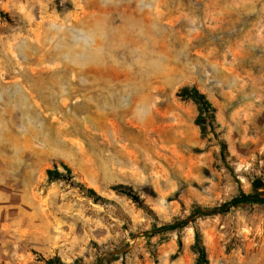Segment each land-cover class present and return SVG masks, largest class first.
Returning a JSON list of instances; mask_svg holds the SVG:
<instances>
[{
	"label": "rangeland",
	"instance_id": "obj_1",
	"mask_svg": "<svg viewBox=\"0 0 264 264\" xmlns=\"http://www.w3.org/2000/svg\"><path fill=\"white\" fill-rule=\"evenodd\" d=\"M257 180L264 0H0V264H264V204L167 226Z\"/></svg>",
	"mask_w": 264,
	"mask_h": 264
},
{
	"label": "trees",
	"instance_id": "obj_2",
	"mask_svg": "<svg viewBox=\"0 0 264 264\" xmlns=\"http://www.w3.org/2000/svg\"><path fill=\"white\" fill-rule=\"evenodd\" d=\"M179 95H181L185 99H191L195 103H197L199 107V115L197 117V124L201 126L202 131H205V126H203V122L207 117H210L212 120L215 117V106L212 104V102L209 100L207 95L200 91V89L197 86H185L183 87ZM65 172H60L57 168L55 169H49L48 170V176L51 179L54 178H61L64 177V175L72 174V169L69 165H64ZM114 189L117 192L124 193L128 195L130 198H132L135 202H137L139 205H143V199L140 197V195L137 193V191L130 185L127 184H117L114 186ZM263 191H260V190ZM253 193H246L243 190L239 192L238 195L233 197L231 200L223 203L220 205V207H208V206H202L201 204H195L193 205L191 212L186 218L183 219H177L174 223L167 224L169 228H179L188 223L190 220H195L199 217L209 216L212 214H216L219 212H224L229 210L232 207H243L248 203H261L264 204V182L257 180L253 184ZM89 193L91 195H95L96 198L103 199L102 196L97 194V192L94 190V188L89 187L88 188ZM179 245L182 247V240H179ZM194 250L197 252L198 257L196 259L195 264H207L209 262V258L207 255L206 247L202 241V235L199 229H196V241L193 245ZM57 261H60L59 258ZM49 263L55 264L54 259H50ZM66 264V263H61Z\"/></svg>",
	"mask_w": 264,
	"mask_h": 264
}]
</instances>
